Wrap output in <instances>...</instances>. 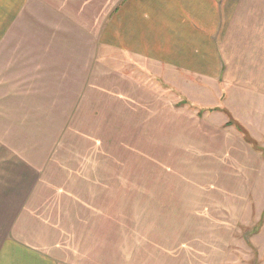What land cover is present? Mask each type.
<instances>
[{"label":"crops","instance_id":"crops-1","mask_svg":"<svg viewBox=\"0 0 264 264\" xmlns=\"http://www.w3.org/2000/svg\"><path fill=\"white\" fill-rule=\"evenodd\" d=\"M104 51L116 59L107 73ZM130 66L146 72L141 83ZM149 76L206 110L191 144L214 146L220 176L243 179L238 193L264 178V0H0V264L118 263L117 244L103 253L87 239L97 183L87 194L80 173L93 166L87 177H99L102 157L84 134L119 130L131 145L157 123L167 138L189 106L157 102ZM220 104L228 114L210 110ZM72 145L92 158L61 153Z\"/></svg>","mask_w":264,"mask_h":264},{"label":"rangeland","instance_id":"rangeland-1","mask_svg":"<svg viewBox=\"0 0 264 264\" xmlns=\"http://www.w3.org/2000/svg\"><path fill=\"white\" fill-rule=\"evenodd\" d=\"M103 58L107 73V62L116 59L106 51ZM126 70L139 83L146 78H138L146 76L139 68L130 66ZM149 77L151 95L157 102L173 107L179 103V108L183 103L189 110L177 114L180 122L168 124V137L161 140L154 127L157 123L151 125L145 139L141 130H136L129 140L136 144L131 145L125 144L127 139L119 130L118 135L110 136L99 131L95 134L91 129L84 134L97 140L102 157L100 170H96L97 174L101 172L99 177H87L93 166H85L80 173L87 194L93 190L92 182L97 183L96 221L87 224L88 241H96L97 247L102 240L103 253H110L112 243L117 244V264H264V194L256 192L264 178L246 179L253 184H246L247 193H238L243 179L220 176L222 172L216 168H221L222 162L213 161L215 153L210 154L214 146L191 144L192 134L208 127L202 116L206 110L187 100L177 102L174 90L165 85L164 93L165 86ZM210 110L228 114L222 104ZM106 132L112 134L111 130ZM159 142H166V147ZM68 148L69 153L75 149L74 153L92 158L89 146H66L61 153L69 156ZM69 165L82 170L76 163ZM237 233L243 234L244 241L238 243ZM258 234L262 235L254 240ZM197 246L201 247L199 252L191 253ZM85 248L87 253L91 251L87 244Z\"/></svg>","mask_w":264,"mask_h":264},{"label":"trees","instance_id":"trees-1","mask_svg":"<svg viewBox=\"0 0 264 264\" xmlns=\"http://www.w3.org/2000/svg\"><path fill=\"white\" fill-rule=\"evenodd\" d=\"M233 125H236L238 131L240 133L243 134L244 136V139L245 141L248 143V144H251L253 146H256V143L254 142V140L249 136V134L247 133V131L240 125L238 124L237 122H234L233 119L230 120V122L227 124V126H233Z\"/></svg>","mask_w":264,"mask_h":264}]
</instances>
